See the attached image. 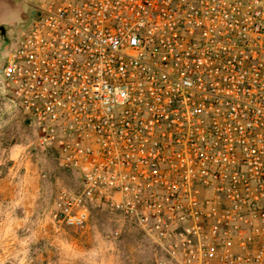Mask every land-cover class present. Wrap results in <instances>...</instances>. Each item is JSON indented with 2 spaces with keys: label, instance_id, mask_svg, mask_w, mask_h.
I'll return each instance as SVG.
<instances>
[{
  "label": "built area",
  "instance_id": "built-area-1",
  "mask_svg": "<svg viewBox=\"0 0 264 264\" xmlns=\"http://www.w3.org/2000/svg\"><path fill=\"white\" fill-rule=\"evenodd\" d=\"M0 64L31 146L153 264H264V0H33ZM120 230L105 235L116 239Z\"/></svg>",
  "mask_w": 264,
  "mask_h": 264
},
{
  "label": "rangeland",
  "instance_id": "rangeland-1",
  "mask_svg": "<svg viewBox=\"0 0 264 264\" xmlns=\"http://www.w3.org/2000/svg\"><path fill=\"white\" fill-rule=\"evenodd\" d=\"M33 0H0V64L31 16ZM31 131L0 95V264H153L150 244L105 209H92L78 233L57 223L54 199L77 190V175L34 150ZM120 230L116 239L105 235Z\"/></svg>",
  "mask_w": 264,
  "mask_h": 264
},
{
  "label": "water",
  "instance_id": "water-1",
  "mask_svg": "<svg viewBox=\"0 0 264 264\" xmlns=\"http://www.w3.org/2000/svg\"><path fill=\"white\" fill-rule=\"evenodd\" d=\"M31 15H33V12L31 13Z\"/></svg>",
  "mask_w": 264,
  "mask_h": 264
},
{
  "label": "trees",
  "instance_id": "trees-1",
  "mask_svg": "<svg viewBox=\"0 0 264 264\" xmlns=\"http://www.w3.org/2000/svg\"><path fill=\"white\" fill-rule=\"evenodd\" d=\"M32 13V12H31Z\"/></svg>",
  "mask_w": 264,
  "mask_h": 264
}]
</instances>
